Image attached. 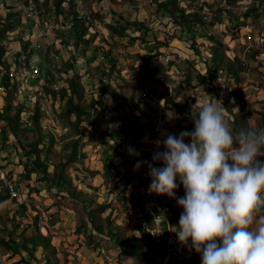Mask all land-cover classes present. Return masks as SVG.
Returning <instances> with one entry per match:
<instances>
[{
    "label": "rangeland",
    "instance_id": "374dc122",
    "mask_svg": "<svg viewBox=\"0 0 264 264\" xmlns=\"http://www.w3.org/2000/svg\"><path fill=\"white\" fill-rule=\"evenodd\" d=\"M84 1V6L88 8L91 2ZM55 2L56 0H48L43 4H52L54 8ZM116 2L120 8L132 7L136 11L145 9L143 16L138 17V13L134 20L130 18L131 21L143 22V25L131 24L132 30H129V34L139 35L140 38L130 40L128 36L113 34L106 26L109 34L104 35L102 40L101 37L95 40L99 29L91 35L89 41L79 45L78 60H80L79 57L90 56L85 82L89 90L94 91L90 94L86 93V102H90L95 92L97 99L102 98V104L98 105L100 109L98 115L88 116L82 123L88 130L80 141L81 149L86 153V159L78 161L77 166L72 170L75 172L77 170L83 176L77 178V174H74V182L86 194H91V198L108 201L115 197L110 206L111 208L117 206L119 212L115 219L127 227V236H130L134 233L138 234L136 223L140 213L134 211V202L143 198L145 207L147 198L145 194L142 197L143 187L152 180L149 175L150 170L146 171L149 169L148 164H142L139 169L134 168L138 161L152 163L150 154L143 151L141 147H150L152 140L160 135L164 138L167 133L179 136L181 131L194 130L195 126L190 113L191 106L196 103L197 98L201 102L208 99L218 100L217 103L224 106L231 121L234 135L238 131L234 121L235 112L240 123L247 121L249 126L258 131L261 130L259 124L264 110V10L262 8L264 0H116ZM161 2L168 4V7L164 9ZM204 3H208V7L202 9L201 5ZM193 11L206 14L208 22L206 28L197 27L187 32L173 24L174 17L180 19L182 13L189 14ZM44 13L48 14L47 11ZM48 15L51 18L46 24L44 23V27L50 31L56 23L54 29L59 33V29L62 30L59 28L62 21L58 20L55 9ZM21 16L20 23L26 22L24 16ZM41 17L39 13L34 15L37 22ZM86 21L95 26L96 22ZM41 26L42 23H38V29ZM210 36L221 43L220 49L228 58L241 61L244 70L241 71L238 82L229 79L227 75H220L215 79L204 77L206 69L203 61L210 58L211 46H213ZM193 40L199 54L190 49ZM76 47L73 53L71 52L72 55L75 54ZM66 49H68L67 46ZM70 58L67 61H64L62 57L55 59V63L50 66L52 72L68 69ZM13 62L14 57L11 64ZM146 68L161 71L152 77H145L142 70ZM3 69V65L0 64V71ZM236 87L243 91V99L238 100L236 96L231 95ZM143 92L157 94L166 98V101L164 103L151 101L143 97ZM169 100L172 101L169 102ZM21 102L24 103L23 96H21ZM65 102L66 100L60 99L56 110L60 117L61 130L45 131L47 134L53 133L50 136L52 138H47L49 141L46 142V152L51 157V160H48L50 163L59 161V154L76 134L69 131ZM29 105L33 106L31 103ZM130 112L140 118L137 126L138 137L132 129L134 126L129 121L128 113ZM3 126L4 121L0 119V143L3 144L5 153V156L1 154L0 157L7 162L4 168L11 177L18 179L21 192L26 198L25 204L32 214L39 211L40 222L46 227L51 226L50 232L58 251L57 253L49 252L48 255L55 262L54 264H145L133 257L121 255L115 242L95 232L91 233L92 230L79 227L87 216L88 199L80 201L78 197L72 198L58 194L54 188L47 189L48 182L37 173L32 175L30 186L22 189L25 184H28L23 167L29 162L28 154L21 150L15 140L8 143L12 140L11 135L7 143L2 141ZM108 126L121 129L119 137L121 145L118 148L121 154L114 159V163L121 171L116 178L120 186L113 189V192L110 182L97 174L99 168L103 171L104 158L115 148L114 140L110 137L102 139L100 135ZM52 140H54L53 145H51ZM185 142L190 143V139L186 138ZM130 149L134 151L130 152ZM260 159L264 160V157ZM128 160H136V163L130 168ZM163 166V162L160 161L158 168ZM129 174H133L134 178L129 187H126L124 184ZM142 178L145 179L144 184H142ZM87 186H93L96 191L89 193ZM184 195L183 185H180L176 190V196ZM160 196L164 200L172 201L169 218L172 219V227L178 226L183 208L179 206L176 199L167 195ZM21 206L6 192L0 195V240L10 236V233L13 237L19 238L23 232H32L26 212ZM108 212L109 210L105 215ZM151 227L154 229L160 226L152 221ZM163 227L161 230L164 229ZM78 228L81 229L78 230ZM41 230L43 234L46 233L43 229ZM2 248L4 247L0 246V264H47L46 260L41 263L33 259L22 261V255L15 254L14 249H11V255L6 259L3 258L2 261L1 256L5 255L6 249ZM170 253L169 250L162 249L159 260L165 262ZM178 255L180 257L178 264H201V256L195 250L189 251L187 247L182 246ZM39 257L41 258L40 254Z\"/></svg>",
    "mask_w": 264,
    "mask_h": 264
},
{
    "label": "trees",
    "instance_id": "16d2710c",
    "mask_svg": "<svg viewBox=\"0 0 264 264\" xmlns=\"http://www.w3.org/2000/svg\"><path fill=\"white\" fill-rule=\"evenodd\" d=\"M41 1V0H36ZM48 1V0H44ZM65 0H56L55 2V12L58 18L62 19L60 27H64V29L60 30L58 33V37L62 40L63 44H66L69 49L70 45L77 46L82 42H87L90 40L91 35L97 30L98 27L89 24L86 20L79 18V14L76 11V3L74 1L71 2L68 9H63V3ZM208 3H204L201 5L202 9L208 7ZM161 5L164 9L168 7V4L161 2ZM264 10V6L262 7ZM206 14L202 12L193 11L189 14L182 13L180 19L174 17L173 24L181 27L184 31H191L194 28H206L208 26V22L206 20ZM141 24L143 22L140 21H131L128 18H123L118 23H110L108 28L111 30L113 34H117L120 36H128L130 40L139 39V35L133 36L129 34V30H132L130 27L131 24ZM11 26L14 27L13 24ZM5 31L3 28L0 30V37L3 38L5 36ZM102 31V30H101ZM99 30V33L95 35V40L99 37H104V33ZM21 32H24L22 30ZM195 35V34H193ZM194 38V37H193ZM213 43L211 46L210 58L205 59L203 61L204 67L206 69L205 78L215 79L220 75H227L229 79L239 81L240 73L244 70V67L240 60H231L228 58L220 49L221 43L216 42L213 36L210 38ZM24 48L27 49L30 46V41H24L21 39ZM190 49L195 51V53L199 54L198 47H196L195 41L193 40L190 44ZM86 50V49H85ZM25 51V50H24ZM4 51L0 48V64L4 67L8 68L9 64L7 61L3 60ZM17 58L14 60L15 64L21 65L22 63H29V56H23V61H19L18 58L22 56V52H17ZM111 57V56H110ZM78 55L75 53L70 58L68 69H59L63 76L61 77V90L59 95L61 98L66 100L65 103V115L69 124V131L76 133L73 135V138L68 141V145L62 152L59 154V161L56 163L48 162L51 158L50 154L46 152L47 150V141H49L50 136L53 135L45 133V131L41 128V112H40V97L36 100L37 103L33 108V115H31L32 122L31 124H27L23 122V109L24 106L22 104L18 106H14V101L17 99V84H11L9 80L8 73L4 76L3 85L7 92L5 97V104H0V119L4 121V126L2 128L3 137L2 141L9 140V135L12 136V141H16L21 150L28 154L27 164H24L25 177H27L28 184H25L22 189L30 186V180L32 175L37 173L41 174L43 180L48 182L46 186L47 189L54 188L58 194L63 196L68 195L72 198H77L80 201L87 200L89 205L87 216L85 221H83L79 227L92 230L91 233L95 232L101 237L107 238L109 241L115 242L116 246L119 248L121 255L127 257H133L145 264H178L179 256L170 254L169 258L165 262H161L159 260L160 251L163 249V241H157L152 236L151 233V223H152V215L150 212L144 207V199L134 202V211L136 213H140L139 218L136 223V229L138 234L134 233L130 236H127V227L122 223L118 222L115 217L118 214V208L116 206H110V203L115 198L108 201H99L98 199L91 198V194H86L84 190L75 184V176L78 178H82L81 174L72 170L75 166H77L78 161H82L86 159V153L83 152L80 146V141L83 140L86 132H88L87 127L83 126V122L86 117L98 115L100 113L99 104H102V98L97 99L96 93L92 94L90 102H86V86L81 81L80 75V67L76 65V61ZM47 58V65L49 68V74L51 79H53V72L51 70V65L55 63V59ZM116 67L115 64H113ZM54 71V70H53ZM112 71V70H111ZM161 70L146 68L143 69L142 72L145 77H152ZM102 81V80H101ZM103 82V81H102ZM92 90V89H91ZM94 91V90H93ZM50 95L52 96L53 101L56 99V92L53 93L50 90ZM231 95L236 96L238 100L244 98L243 91L236 87L232 90ZM168 100V99H167ZM172 100H169V102ZM234 115L236 121V129L240 128H248L249 126L247 121H240L237 118V113ZM130 124L134 127L132 128L137 137L138 134V124L140 123L139 116H136L133 112L128 113ZM260 129H264V110L262 111V120L259 124ZM120 128H111L107 127L105 131H103L100 135L102 139L105 137H110L115 142L114 151L108 153L107 156L103 160V171L99 168V172H97L102 179L110 182V185L113 189H116L120 186V183L117 181V176L120 174V169L117 164L114 163V159L121 154L118 150L120 147ZM52 138V137H50ZM54 144V140L51 141V145ZM51 160V159H50ZM49 160V161H50ZM130 168L136 163V160H128ZM90 173V172H89ZM86 176H90L87 175ZM134 178L133 174H129L126 176L124 186L129 187L131 180ZM142 184L145 182V179L142 178ZM147 183V181H146ZM141 184V183H140ZM87 190L89 193L95 192L93 186H87ZM38 191V190H37ZM113 194V193H111ZM114 195V194H113ZM142 197H144L142 193ZM127 198V197H125ZM63 207V205H60ZM21 208H23L26 212L27 218L29 220L28 225L31 226L32 232L26 233L23 232L19 238L13 237L12 233L7 238L1 239V246H5L7 249H14V253H19L22 255V261H29V259H33L36 262L41 263L43 260L47 261V264L53 262V260L48 255L49 252L57 253L58 248L57 245L53 242L52 233L43 234L42 228L46 227L45 224H42L39 220L40 212L37 211L35 214H32V211L29 210L27 204H22ZM108 214L105 215L106 211ZM29 213H31L29 215ZM49 225H47V229L50 231ZM81 228H78L80 230ZM29 230V229H28ZM167 236L168 234L165 233ZM42 249V250H41ZM40 251V253H38ZM41 255V258L39 257ZM55 262H53L54 264ZM52 264V263H51Z\"/></svg>",
    "mask_w": 264,
    "mask_h": 264
},
{
    "label": "clouds",
    "instance_id": "9594fccd",
    "mask_svg": "<svg viewBox=\"0 0 264 264\" xmlns=\"http://www.w3.org/2000/svg\"><path fill=\"white\" fill-rule=\"evenodd\" d=\"M72 1L79 18L91 22L80 9V0H65L63 9ZM70 46L72 52L75 46ZM60 90L56 99L63 100ZM217 101L197 98L190 113L194 130L181 131L179 136L167 133L155 141L157 149L163 145L165 150L155 151L152 159L162 161L163 167L138 161L134 168L148 164L152 178L148 191L174 198L183 208L178 226L171 230L181 245L200 254L201 264H264V160L260 159L264 157V129L240 128L234 135L225 108ZM180 185L183 197L176 196Z\"/></svg>",
    "mask_w": 264,
    "mask_h": 264
},
{
    "label": "built area",
    "instance_id": "2783aa9c",
    "mask_svg": "<svg viewBox=\"0 0 264 264\" xmlns=\"http://www.w3.org/2000/svg\"><path fill=\"white\" fill-rule=\"evenodd\" d=\"M71 0H67L70 2ZM30 5L26 8L29 12H32L35 9V4L32 0L29 1ZM23 6V5H22ZM21 6V7H22ZM9 3L7 0H0V9L8 8ZM134 20V19H133ZM49 35V32L46 36ZM105 36L107 33L105 32ZM54 41V40H53ZM24 56V55H23ZM23 56L19 57V61H23ZM77 62L80 65V75L81 81L85 83L86 76L88 75L87 64L90 61V58L87 56H83L79 58ZM4 68V67H3ZM8 73L9 82L11 84H17V99L14 101V106H18L22 104L24 106L23 109V122L27 124H31L32 119L31 115H33V108L35 106L36 100L40 97V112H41V128L43 131L51 130L53 132L61 130L59 127L60 117L56 113L57 105L59 103V97L53 101L52 96L49 93V89H52L58 92L61 89V77L63 73L55 72V80H51L49 71L46 67V64L40 63L38 61L30 60L29 63H22L21 65H13L10 68H4L0 71V95L4 93V96L7 95L5 87L3 85L4 76ZM93 90H89L86 88V93H92ZM143 97H147V99L156 102H165L166 98H162L154 93H142ZM21 96L24 98V103L21 102ZM33 104L30 106L29 104ZM0 104H2L0 102ZM164 136H157L152 140V144L150 147L142 146L141 149L150 154L151 159L153 153L157 150H165L163 145L157 149V145L155 141L163 140ZM8 143H11L8 141ZM5 156L3 150V144L0 143V155ZM160 161H153L152 163L154 167L158 168V163ZM7 162L0 157V195L6 192L12 199H14L18 204H25L26 198L23 196L21 192V186L19 184L18 179L11 177L7 170L4 168ZM146 171H149L147 169ZM25 173V170H24ZM24 177V176H23ZM151 181L148 182L146 186L143 187V194L146 196L145 207L152 215V220L154 224L159 225L160 227H156L151 229L152 235L156 238V240L163 241V249L169 250L170 254L178 255V252L181 251L183 245L178 242V237L172 228V219L169 218V214L172 210L171 208V200H164L160 195L149 192V186ZM164 226L163 230L161 227ZM153 231L158 232V234L154 235ZM165 233L168 235L166 236ZM180 258V257H179Z\"/></svg>",
    "mask_w": 264,
    "mask_h": 264
},
{
    "label": "crops",
    "instance_id": "0c3cea01",
    "mask_svg": "<svg viewBox=\"0 0 264 264\" xmlns=\"http://www.w3.org/2000/svg\"><path fill=\"white\" fill-rule=\"evenodd\" d=\"M9 3L8 8L0 9V30L3 28L5 31V36L3 38L0 37V48L4 51L3 60L7 61L10 65L12 58L15 56L17 52H22V55H31L30 60L38 61L43 64H47V58L57 59L62 57L64 61H67L72 53L71 50L66 49V44L62 43V40L58 37L57 33L54 31V27L51 28L49 35L48 29L44 27V23L46 24L48 20L51 18L49 14L50 11H54L55 4L45 5L43 4L44 0L36 1L32 0L35 3V9L33 12L27 11V7L30 5V0H7ZM50 1V0H49ZM91 2L90 6L86 8L84 6L85 1L80 0L81 6L80 9L85 11V15H89V19L91 22H96L95 26L100 29L101 32L108 33L106 26L108 23H118V21L123 18H128L131 20L135 19V16L138 14V17L143 16L145 12L143 9L136 11L132 7L120 8L118 6V2L116 0H88ZM119 1V0H118ZM23 5V6H22ZM22 6V7H21ZM47 11L48 14L44 12ZM41 15V19L37 22L34 18L35 14ZM42 13V14H41ZM25 14V15H24ZM26 22H21L22 16ZM44 21V22H43ZM116 21V22H115ZM38 23H42V26L38 29ZM11 24L14 25L11 26ZM24 30V32H21ZM56 33V35H55ZM21 39L24 41H30V46L25 49L24 45L21 42ZM55 39V41H53ZM25 50V51H24ZM87 51V50H86ZM78 52V49H77ZM90 58V56L87 55ZM93 70V69H92ZM88 88V86H87ZM89 89V88H88ZM91 90V89H90ZM2 100L0 101L2 105L5 104L4 95L0 96ZM64 120V119H63ZM100 176V175H99ZM23 210V209H22ZM48 234L50 231L46 227L42 228ZM51 233V232H50ZM72 239V238H71ZM1 246V245H0ZM6 248L5 246H1ZM2 248V249H4ZM42 250V249H41ZM5 255L1 256V260L3 258L6 259L7 256H10L11 251L9 249H5ZM13 254V252H12ZM32 260V259H31ZM3 263V262H2Z\"/></svg>",
    "mask_w": 264,
    "mask_h": 264
}]
</instances>
